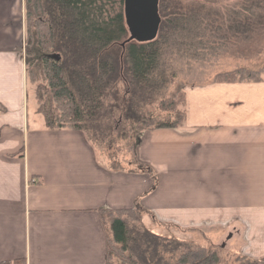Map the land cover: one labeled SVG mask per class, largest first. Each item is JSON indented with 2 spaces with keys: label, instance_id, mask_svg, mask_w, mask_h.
<instances>
[{
  "label": "crops",
  "instance_id": "1",
  "mask_svg": "<svg viewBox=\"0 0 264 264\" xmlns=\"http://www.w3.org/2000/svg\"><path fill=\"white\" fill-rule=\"evenodd\" d=\"M26 38V0H0V260L106 264L100 208L135 205L157 233L206 230L264 256V80L186 86L182 124L138 134L151 171L115 169L83 129L47 126Z\"/></svg>",
  "mask_w": 264,
  "mask_h": 264
},
{
  "label": "trees",
  "instance_id": "2",
  "mask_svg": "<svg viewBox=\"0 0 264 264\" xmlns=\"http://www.w3.org/2000/svg\"><path fill=\"white\" fill-rule=\"evenodd\" d=\"M160 13L156 38L132 39L123 44L130 35L124 0H26L27 78L38 83L42 75L46 80L44 86L34 84V92L47 126L83 129L93 142L114 135L113 118L117 113L138 131L179 126L186 116L184 92L180 99L162 102L176 110L175 120L150 126L137 122L144 117L143 105L176 75L173 66L164 61L166 52L184 46L182 49L196 55L239 39L249 41L248 55L264 37V0H160ZM263 72L264 66L254 69L243 63L217 71L214 78L260 81L264 80ZM136 144L131 146L134 159L130 161L136 164L132 169L151 171L149 164L136 158ZM110 166L124 168L113 163ZM100 214L106 227V264H112V252L129 264H264V256L245 253L223 262L217 250L206 245L189 248L172 261L170 252L178 249L183 239L151 232L142 222L140 205L102 207ZM0 264L27 261L18 257L0 260Z\"/></svg>",
  "mask_w": 264,
  "mask_h": 264
},
{
  "label": "rangeland",
  "instance_id": "3",
  "mask_svg": "<svg viewBox=\"0 0 264 264\" xmlns=\"http://www.w3.org/2000/svg\"><path fill=\"white\" fill-rule=\"evenodd\" d=\"M262 43H255L253 50L246 55V50H249V41L233 39L229 44L219 43L216 51H201L203 53L193 54L191 52L180 49L166 52L164 61L167 65H172L176 75L170 82L165 84L164 87L155 91L156 97L153 100L148 101L143 105L142 115L143 118L137 119L138 123L145 126L154 125L164 120H175L178 115L175 109L169 108V103L163 105V101H169L172 98L180 99L184 92V88L191 84H200L215 80L217 71L222 69H230L236 64H248L251 68L257 69L264 66V37L261 38ZM26 46V42H25ZM247 47V48H246ZM245 48V49H244ZM234 50V51H232ZM26 52V51H25ZM39 64V63H38ZM34 69V68H33ZM35 70V69H34ZM36 71L41 74V68L36 66ZM264 77V72H263ZM32 81V80H31ZM27 78V84L29 86L30 94L34 93V84L37 86L40 83L42 86L46 83V80L39 76V82H31ZM44 92L45 89L41 87ZM182 108V104L180 105ZM183 115L181 116V120ZM113 134L106 136L107 140L92 141L94 145L101 150L100 158L107 162V164L120 165L124 168L136 167V164L132 163L130 159H134V153L131 149L132 144L138 140L137 127H134L132 123L125 121V119L117 113L113 118ZM85 131V130H84ZM138 131V132H137ZM114 137V140L110 143L108 140ZM104 156V158H103ZM151 232H155L154 225L147 226ZM165 234V233H163ZM177 234L166 233V236L177 237L183 239V244L170 252L172 261L176 255L187 251L189 248H196L200 245H206L210 248H215L222 258L223 262H229L237 259V256L241 255L240 250L229 249L227 245H224V240L221 242L216 241L215 236H208L206 230H183ZM188 243V244H187ZM111 249V248H110ZM113 250L111 249V252ZM112 264H129L122 257L112 252L109 256Z\"/></svg>",
  "mask_w": 264,
  "mask_h": 264
},
{
  "label": "water",
  "instance_id": "4",
  "mask_svg": "<svg viewBox=\"0 0 264 264\" xmlns=\"http://www.w3.org/2000/svg\"><path fill=\"white\" fill-rule=\"evenodd\" d=\"M124 14L130 35L123 44L132 39L148 41L158 36L162 21L160 0H124Z\"/></svg>",
  "mask_w": 264,
  "mask_h": 264
},
{
  "label": "bare ground",
  "instance_id": "5",
  "mask_svg": "<svg viewBox=\"0 0 264 264\" xmlns=\"http://www.w3.org/2000/svg\"><path fill=\"white\" fill-rule=\"evenodd\" d=\"M125 20H126V18H125ZM127 24V23H126Z\"/></svg>",
  "mask_w": 264,
  "mask_h": 264
}]
</instances>
